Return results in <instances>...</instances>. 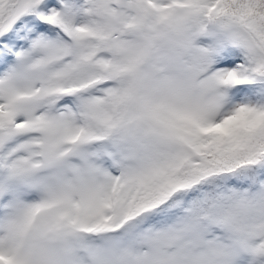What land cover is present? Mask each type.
<instances>
[{
	"label": "snow or ice",
	"instance_id": "obj_1",
	"mask_svg": "<svg viewBox=\"0 0 264 264\" xmlns=\"http://www.w3.org/2000/svg\"><path fill=\"white\" fill-rule=\"evenodd\" d=\"M0 264H264V0H0Z\"/></svg>",
	"mask_w": 264,
	"mask_h": 264
}]
</instances>
